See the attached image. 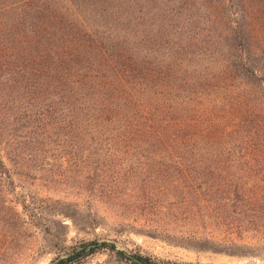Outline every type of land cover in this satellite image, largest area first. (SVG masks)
Masks as SVG:
<instances>
[{
    "label": "rangeland",
    "instance_id": "374dc122",
    "mask_svg": "<svg viewBox=\"0 0 264 264\" xmlns=\"http://www.w3.org/2000/svg\"><path fill=\"white\" fill-rule=\"evenodd\" d=\"M17 1L0 0V149L2 155L11 147L20 153L0 180V195L15 201L29 191L30 198L25 200L29 205L57 199L58 176L65 170L71 182L73 169L69 136L54 130L52 118L46 120V131L39 123V108L51 103L53 91L46 77L37 73L48 68L37 63L33 51L23 48L34 45L42 25L24 17L23 9L11 8ZM58 1L66 5L65 0ZM70 1L93 26L101 23L117 29L121 37L130 26L134 57L146 61L145 69L153 73V82L162 87L165 98L194 101L200 107L198 134L203 139L194 156L195 170L201 203L205 206L209 199L211 206L210 210L203 207V214L200 211L199 231L233 242L235 254L196 251L130 229L120 232L112 220L101 222L84 213L76 216V223L60 214L49 217L47 232L38 228L5 250L17 224L5 209L3 197L0 264H50L96 239L116 241L155 264H264V75L237 65L236 44L228 34L231 26L246 28L256 53L253 69L262 67L264 0ZM70 21L65 18L64 24ZM153 94L144 99L154 101ZM161 159L157 164H166ZM224 201L229 210L223 216L229 219L207 224L205 211L215 218L222 216ZM53 208L49 203L48 215L55 214ZM86 251L69 264H132L107 247Z\"/></svg>",
    "mask_w": 264,
    "mask_h": 264
},
{
    "label": "trees",
    "instance_id": "16d2710c",
    "mask_svg": "<svg viewBox=\"0 0 264 264\" xmlns=\"http://www.w3.org/2000/svg\"><path fill=\"white\" fill-rule=\"evenodd\" d=\"M65 1L64 7L58 0H20L11 5L23 9L24 17L43 27H39L34 45L28 43L23 49L33 51L37 63L48 68L46 73L35 71L41 78L46 77L53 91L51 103L39 108L38 120L46 131V120L52 118L54 130L69 136L73 174L69 182L62 171L55 184L59 197L51 201H30L28 205L25 200L30 198L29 191L15 201L0 195L17 224L5 250H11L20 236L27 238L38 228L47 232L49 217L60 214L76 223V216L84 213L101 222L112 220L120 232L130 229L196 251L235 254L233 242L215 240L214 234L199 231L203 220L200 211L203 214V207L210 210L211 206L209 199L204 201L205 206L201 203L195 170L194 156L203 139L198 134L200 107L194 101L165 98L162 87L153 82V73L145 69L146 61L134 57L130 26L121 37L117 29L101 23L93 26L74 2ZM65 18L71 19L68 25L64 24ZM228 34L236 44L233 56L238 59L237 65L252 74L264 75V63L253 69L252 56L256 53L250 32L236 25ZM32 61L36 63V59ZM152 93L154 101H146L144 96ZM2 151L0 180L8 174L13 157L20 155L12 147L7 154L2 155ZM160 157L166 164H157ZM49 203L55 214L46 212ZM223 203L226 212L218 218L205 211L207 224L214 221L218 225L220 220L229 219L223 216L229 204ZM176 227L178 231H174ZM87 253L81 252L61 264Z\"/></svg>",
    "mask_w": 264,
    "mask_h": 264
},
{
    "label": "water",
    "instance_id": "95a60500",
    "mask_svg": "<svg viewBox=\"0 0 264 264\" xmlns=\"http://www.w3.org/2000/svg\"><path fill=\"white\" fill-rule=\"evenodd\" d=\"M104 244L112 247V250H114L115 252H119V253L125 255L127 258L132 259L133 261H135L138 264H149L148 262L144 261L141 257L136 255L135 253H133L130 250L123 247L121 244L117 243L116 241L110 240V239H96V240L90 241L88 243H85L75 253H72V254L67 255V256L59 257L55 261L51 262L50 264H61L62 262L66 261L70 258H74L75 256H77L81 252L89 250L90 248L95 247V246H102Z\"/></svg>",
    "mask_w": 264,
    "mask_h": 264
}]
</instances>
